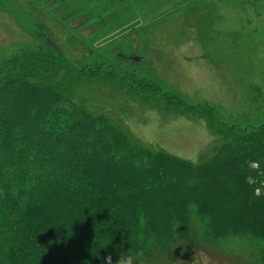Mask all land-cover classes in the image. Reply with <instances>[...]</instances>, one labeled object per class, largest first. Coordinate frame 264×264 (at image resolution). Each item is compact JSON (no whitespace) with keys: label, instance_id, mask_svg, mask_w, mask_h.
<instances>
[{"label":"trees","instance_id":"1","mask_svg":"<svg viewBox=\"0 0 264 264\" xmlns=\"http://www.w3.org/2000/svg\"><path fill=\"white\" fill-rule=\"evenodd\" d=\"M68 1L24 0L27 41L0 58V264H103L109 253L156 264L198 229L208 242L246 238L264 252V123L223 125L213 109L187 107L133 72L78 50L73 58L72 22L48 11ZM107 1L125 9L88 32L99 43L193 0ZM215 1L264 11V0ZM103 88L153 91L146 104L203 117L218 142L196 163L143 144L99 104L100 93L111 96Z\"/></svg>","mask_w":264,"mask_h":264},{"label":"rangeland","instance_id":"2","mask_svg":"<svg viewBox=\"0 0 264 264\" xmlns=\"http://www.w3.org/2000/svg\"><path fill=\"white\" fill-rule=\"evenodd\" d=\"M108 3L69 0L66 7L48 8L61 21L72 22L65 41L73 58L78 50L117 72H133L154 83L160 94H172L187 107L213 109L223 125L245 128L264 123V11L257 14L215 0H193L164 19L130 27V32L119 34L121 40L106 38L108 42L99 43L89 34L125 9ZM23 5L24 0H0V58L27 41ZM121 29L129 28L110 30ZM99 91L111 93L110 98L100 93L99 104L112 106L114 118L143 144L196 163L218 142L203 117L146 104L153 91L126 99L108 88ZM197 233L186 249L179 246L175 257H158L156 264H264V252L250 239L233 237L212 243L201 230Z\"/></svg>","mask_w":264,"mask_h":264},{"label":"clouds","instance_id":"3","mask_svg":"<svg viewBox=\"0 0 264 264\" xmlns=\"http://www.w3.org/2000/svg\"><path fill=\"white\" fill-rule=\"evenodd\" d=\"M103 264H132V257L119 255V258L113 262L112 255L109 253L104 257Z\"/></svg>","mask_w":264,"mask_h":264},{"label":"built area","instance_id":"4","mask_svg":"<svg viewBox=\"0 0 264 264\" xmlns=\"http://www.w3.org/2000/svg\"><path fill=\"white\" fill-rule=\"evenodd\" d=\"M253 166H254L255 168L257 167V165H255V164H254ZM257 194H259V191H257Z\"/></svg>","mask_w":264,"mask_h":264}]
</instances>
